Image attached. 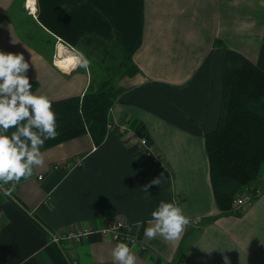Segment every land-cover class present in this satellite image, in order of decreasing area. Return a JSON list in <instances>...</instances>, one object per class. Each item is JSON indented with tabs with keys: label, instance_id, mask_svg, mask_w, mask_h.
Returning <instances> with one entry per match:
<instances>
[{
	"label": "crops",
	"instance_id": "0c3cea01",
	"mask_svg": "<svg viewBox=\"0 0 264 264\" xmlns=\"http://www.w3.org/2000/svg\"><path fill=\"white\" fill-rule=\"evenodd\" d=\"M35 1L33 16L25 0H0V50L24 53L34 93L50 100L82 96L101 80L91 64H59V47L77 48L86 34L118 41L139 71L118 80L124 90L100 146L89 133L44 143V163L16 184V201L0 195V264H66L49 231L98 229L118 220L138 235L129 245L136 264H264V174L251 184L260 193L250 205L222 212L204 144L218 121L223 44L264 71V0ZM142 136L168 173L150 162ZM78 157L83 165L67 170L64 162ZM162 200L178 204L190 219L174 240L144 236ZM117 243L93 232L67 249L78 264H113Z\"/></svg>",
	"mask_w": 264,
	"mask_h": 264
},
{
	"label": "trees",
	"instance_id": "16d2710c",
	"mask_svg": "<svg viewBox=\"0 0 264 264\" xmlns=\"http://www.w3.org/2000/svg\"><path fill=\"white\" fill-rule=\"evenodd\" d=\"M223 47L218 121L215 129L205 135L204 144L217 207L222 212L239 213L235 199L245 188H253L251 184L264 174V71L241 52L224 44ZM77 49L84 54L101 52L106 75L99 82L90 83L82 96L51 100L58 135L45 141L47 147L86 133L100 146L107 133L111 108L124 90L118 80L139 71L132 53L116 40L86 34Z\"/></svg>",
	"mask_w": 264,
	"mask_h": 264
},
{
	"label": "clouds",
	"instance_id": "9594fccd",
	"mask_svg": "<svg viewBox=\"0 0 264 264\" xmlns=\"http://www.w3.org/2000/svg\"><path fill=\"white\" fill-rule=\"evenodd\" d=\"M89 59L78 53L72 68L85 69ZM30 63L24 53L0 50V195L11 196L21 179L33 175L34 167L43 165L42 146L58 135L56 113L51 100L32 91L27 70ZM71 70V69H69ZM151 183H159L154 180ZM147 185L144 190L147 192ZM152 223L144 236L157 234L165 240L179 237L190 223L182 208L171 201H160L151 211ZM113 264H136L129 244L118 242L111 250Z\"/></svg>",
	"mask_w": 264,
	"mask_h": 264
},
{
	"label": "built area",
	"instance_id": "2783aa9c",
	"mask_svg": "<svg viewBox=\"0 0 264 264\" xmlns=\"http://www.w3.org/2000/svg\"><path fill=\"white\" fill-rule=\"evenodd\" d=\"M33 2L34 4L31 3L33 4V6H31L28 1L27 6L29 7L30 11L33 14H36V1L34 0ZM71 48L74 49L73 47ZM110 114H111V111H110ZM112 127H113V123L109 118L107 122V127H106L107 131L111 130ZM127 127H128L127 124H122L120 126L122 130L126 129ZM140 143L146 148V156L148 157L150 162L153 165L157 166L163 173H168L169 170L164 164L160 155L154 152V150L150 147L148 138L145 136L140 137ZM83 163H84V157H78L70 161L64 162V166L67 168V170H72L76 167L82 166ZM61 165L62 164L60 165L57 164L55 167L59 168ZM39 178L41 179L42 176H39ZM259 193H260L259 190H255L253 188H250V189L245 188L244 191L239 195V197L235 199L234 201V205L237 207V210H241L244 207L250 205L254 197L258 195ZM9 197L16 200L13 193ZM50 199H51V194H49L45 198L43 203L47 204ZM48 231L49 230H47V232ZM93 232H100L101 234L110 236L111 239L116 242L123 241L125 243H128L129 245L136 244L139 239L138 235L136 236V234H134L133 226L122 220H118L116 222L109 224L108 226L98 228V229H94L91 227H83L80 229L69 230L63 234H55L50 231L48 232V234H49L50 241L56 246H58L59 250L62 252V255L66 261V264H78V260L76 259V257L71 255V253L67 249V246L70 243L74 245L79 244L86 236H88L89 234Z\"/></svg>",
	"mask_w": 264,
	"mask_h": 264
},
{
	"label": "rangeland",
	"instance_id": "374dc122",
	"mask_svg": "<svg viewBox=\"0 0 264 264\" xmlns=\"http://www.w3.org/2000/svg\"><path fill=\"white\" fill-rule=\"evenodd\" d=\"M29 0H25V6H26V9H27V11L30 13V14H32L33 16H35L36 14H33L31 11H30V9H29V7L27 6V2H28ZM32 31H30V34H32V32L33 33H35L36 35H37V33H39V31H37V30H33V29H31ZM72 48L70 47H68L67 46V49H65L67 52H69V53H74V54H78V53H83L84 54V52H82V51H80V50H78L77 48H74V49H72ZM55 50L56 51H58V47H57V49L55 48ZM101 52H98V51H95V52H89V51H87V58L89 59V61H90V63L89 64H91V66H92V69L94 70V72H98V76H97V80H99L100 78L102 79V77H105V75H106V73H105V70L103 69V67L101 66V59H100V54ZM84 54V55H85ZM58 65V64H57ZM263 181L264 180H262L261 182H262V186H264V183H263Z\"/></svg>",
	"mask_w": 264,
	"mask_h": 264
},
{
	"label": "bare ground",
	"instance_id": "6f19581e",
	"mask_svg": "<svg viewBox=\"0 0 264 264\" xmlns=\"http://www.w3.org/2000/svg\"><path fill=\"white\" fill-rule=\"evenodd\" d=\"M29 2L34 4V2L31 0H29ZM33 4L30 5L33 6ZM59 53L62 57L59 61L60 66L68 67L71 66V64L75 63V57L70 56V54H68V52L62 46L59 47Z\"/></svg>",
	"mask_w": 264,
	"mask_h": 264
}]
</instances>
